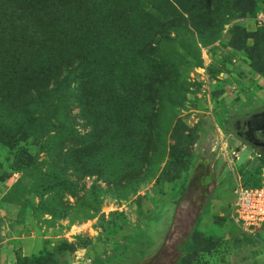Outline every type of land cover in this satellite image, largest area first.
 Here are the masks:
<instances>
[{
  "label": "rangeland",
  "instance_id": "1",
  "mask_svg": "<svg viewBox=\"0 0 264 264\" xmlns=\"http://www.w3.org/2000/svg\"><path fill=\"white\" fill-rule=\"evenodd\" d=\"M97 1L80 13L115 16L97 20L110 37L89 53L83 111L72 76L46 103L0 107V264H264V225L230 211L264 172L234 135L264 108V0ZM85 41L45 44L61 57Z\"/></svg>",
  "mask_w": 264,
  "mask_h": 264
},
{
  "label": "trees",
  "instance_id": "2",
  "mask_svg": "<svg viewBox=\"0 0 264 264\" xmlns=\"http://www.w3.org/2000/svg\"><path fill=\"white\" fill-rule=\"evenodd\" d=\"M34 1L0 0V107L3 110H7V107L26 110L35 103H46L51 88L63 86L65 79L72 76L75 85L70 90L80 113L86 104L89 53L93 54L99 44L106 43L110 37L97 20L107 12L109 15H115L108 9L94 11L88 7L86 12L81 14V4L88 3L89 0H48L49 5L42 7V11L33 5ZM76 1L77 4L74 3ZM101 2L102 0H98L96 6L101 5ZM11 18L14 19L12 23L9 22ZM14 29L23 33L16 40L12 34ZM79 30L86 33L85 43L87 42L89 48L77 47L71 51L69 49L68 54L59 57V54L53 55L50 47L45 44L48 36L70 37ZM13 46H19L17 52L27 48L26 57L21 55L22 53L18 54L25 60L18 62V57L14 61ZM14 74L16 82L12 84L6 80L5 75ZM68 117H71L69 112ZM83 117L89 124L91 116L86 114ZM90 135L91 133L87 132L81 138H90ZM255 182L254 180L245 184ZM181 247L186 251L191 250L188 240H185Z\"/></svg>",
  "mask_w": 264,
  "mask_h": 264
},
{
  "label": "built area",
  "instance_id": "3",
  "mask_svg": "<svg viewBox=\"0 0 264 264\" xmlns=\"http://www.w3.org/2000/svg\"><path fill=\"white\" fill-rule=\"evenodd\" d=\"M230 211L232 223L244 232L264 225V172L255 184L237 183Z\"/></svg>",
  "mask_w": 264,
  "mask_h": 264
},
{
  "label": "flooded vegetation",
  "instance_id": "4",
  "mask_svg": "<svg viewBox=\"0 0 264 264\" xmlns=\"http://www.w3.org/2000/svg\"><path fill=\"white\" fill-rule=\"evenodd\" d=\"M234 135L264 153V108L244 114L237 122Z\"/></svg>",
  "mask_w": 264,
  "mask_h": 264
}]
</instances>
